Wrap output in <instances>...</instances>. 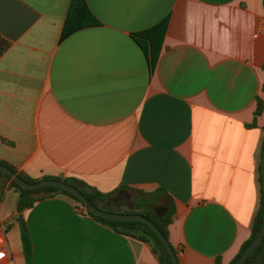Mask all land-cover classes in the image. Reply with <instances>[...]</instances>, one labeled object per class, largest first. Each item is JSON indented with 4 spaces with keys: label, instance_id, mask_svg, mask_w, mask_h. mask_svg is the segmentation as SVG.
<instances>
[{
    "label": "crops",
    "instance_id": "0c3cea01",
    "mask_svg": "<svg viewBox=\"0 0 264 264\" xmlns=\"http://www.w3.org/2000/svg\"><path fill=\"white\" fill-rule=\"evenodd\" d=\"M263 5L0 0V161L30 179L71 177L107 197L122 190L132 212L171 207L176 263L227 264L258 206ZM142 32L143 50L132 36ZM16 201L0 177V264H24ZM20 216L30 264H159L150 242L65 195Z\"/></svg>",
    "mask_w": 264,
    "mask_h": 264
},
{
    "label": "trees",
    "instance_id": "16d2710c",
    "mask_svg": "<svg viewBox=\"0 0 264 264\" xmlns=\"http://www.w3.org/2000/svg\"><path fill=\"white\" fill-rule=\"evenodd\" d=\"M132 36L134 40L136 41V43L143 50V45H142L143 44L142 41L144 38L143 32L132 34ZM6 46H7V43L3 39L0 38V53L6 48ZM149 64L151 65V61ZM261 68L264 70V59H263ZM262 88L264 89V86ZM260 110H261V103L259 99L256 98V104H255V108L253 111V119H252V122L249 124V126L254 125V119L260 113ZM261 130H262V134L264 135V125L261 127ZM260 156H261V149H260ZM0 164L6 166L7 168H10L13 172H15V174L20 179L26 182H36L42 179H55V180L63 181L77 188L82 193V195L89 201V203L93 205L97 201L104 200L109 195L106 193H101L99 191H96L93 188H90L89 186H87L82 181L77 180L75 178L45 177L41 179H30L16 172L14 168L11 165L7 164L6 162L0 161ZM0 177L6 180L8 182L9 187L13 188L17 192V201L15 204V211H16L15 221L18 223L19 239H20L21 251H22V256L24 259V264H30L31 243L29 240L27 228L25 226L23 218L20 216V213L22 210L30 207L34 201L42 197H46L52 193H59V194H62V195H65L71 198L83 210L85 214L91 216L97 222H100V223H103L109 226L112 230L118 233L127 235V236L135 237L147 243L150 242L152 246L151 250L156 255L158 263L159 264H171L169 260V256L166 250L164 249L163 245L154 236L153 232L144 223L140 221L109 220L106 218H102L100 216L93 215L92 213H90L85 207H83L80 204V202L77 200L76 197H74L73 195H71L69 192L65 190L59 189L57 187H52V186H44V187H41L35 190L23 189L17 186L11 180H9V178L1 172H0ZM33 192H41L42 195L39 197H32L30 194ZM258 193H259L258 206H257V210L254 214L253 221L250 227V233L248 237L242 242L237 252L234 254V256L231 258V260L227 264H233L237 260V258L242 253L244 248L252 240V238L255 236V234L260 228L262 208H263V198H262V191H261V180L259 176H258ZM126 212H132V211H126ZM139 214L147 217L156 226V228L160 231V233L167 239L166 226L170 222V216L172 214L171 207L168 209L166 214H164L161 217H157L148 212H139ZM134 231H140L141 234L135 235ZM214 264H222V263L220 262L219 259L216 258L214 260ZM242 264H264V235L261 241L259 242V244L257 245V247L253 250V252L249 256L245 258Z\"/></svg>",
    "mask_w": 264,
    "mask_h": 264
},
{
    "label": "water",
    "instance_id": "95a60500",
    "mask_svg": "<svg viewBox=\"0 0 264 264\" xmlns=\"http://www.w3.org/2000/svg\"><path fill=\"white\" fill-rule=\"evenodd\" d=\"M264 8V5H263ZM0 172L5 174L9 180L14 182L17 186L23 189L35 190L44 186L57 187L59 189L69 192L71 195L77 198L80 204L85 207L93 215L100 216L109 220H126V221H140L144 223L154 234V236L161 242L164 249L166 250L171 264L176 263V256L174 254L173 248L169 244L168 240L160 233L156 226L145 216L136 213V212H122L121 206H124L128 211L132 210L130 204H125L119 200L120 193L122 190L116 194L106 197L102 201H97L95 204H90L89 201L82 195V193L75 187L55 179H42L36 182H26L20 179L15 172L10 168L0 164ZM259 175L261 180V191L263 198V208H262V217L261 225L255 236L247 244L242 253L239 255L237 260L233 264H242L247 256H249L253 250L257 247L264 235V137L262 142L261 158H260V168ZM32 197H39L42 195L41 192H33L30 194ZM117 199V200H116ZM116 200V201H115ZM134 234H141L140 231H134Z\"/></svg>",
    "mask_w": 264,
    "mask_h": 264
},
{
    "label": "flooded vegetation",
    "instance_id": "af4514ba",
    "mask_svg": "<svg viewBox=\"0 0 264 264\" xmlns=\"http://www.w3.org/2000/svg\"><path fill=\"white\" fill-rule=\"evenodd\" d=\"M116 200H117V199H116ZM116 200H115V201H116ZM120 208H121V211H122V212H126V211H128V210H123V208H122V207H120Z\"/></svg>",
    "mask_w": 264,
    "mask_h": 264
},
{
    "label": "built area",
    "instance_id": "2783aa9c",
    "mask_svg": "<svg viewBox=\"0 0 264 264\" xmlns=\"http://www.w3.org/2000/svg\"><path fill=\"white\" fill-rule=\"evenodd\" d=\"M1 242H2V237H1V235H0V244H1Z\"/></svg>",
    "mask_w": 264,
    "mask_h": 264
}]
</instances>
